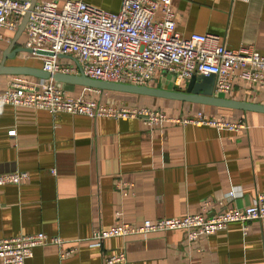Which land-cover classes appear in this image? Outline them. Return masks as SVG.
I'll list each match as a JSON object with an SVG mask.
<instances>
[{"label":"crops","instance_id":"1","mask_svg":"<svg viewBox=\"0 0 264 264\" xmlns=\"http://www.w3.org/2000/svg\"><path fill=\"white\" fill-rule=\"evenodd\" d=\"M80 1L112 13L123 2ZM173 12L184 38L218 36L231 50L247 47L264 56V0H173ZM17 31L0 28V63ZM25 43L24 32L13 50ZM5 65L42 68L43 61L21 52ZM17 76L1 75L0 92ZM20 77L30 85L41 81ZM185 82L177 87L165 78L149 87L181 91ZM60 85L69 97L112 108H150L178 120L203 112L227 122L243 119L248 127L229 131L172 122L151 127L141 119L55 117L0 105V175L29 174L21 185L0 186V240L44 233L64 242L35 248L25 264H105L122 252L123 264H264V220L231 224L196 242L184 231L112 238L100 247L90 241L95 231L122 223L200 214L205 202L216 211L221 202L240 209L254 204L264 193V113L110 91L100 96L86 87ZM220 97L264 105L263 91L242 81ZM12 130L15 136H9Z\"/></svg>","mask_w":264,"mask_h":264},{"label":"built area","instance_id":"2","mask_svg":"<svg viewBox=\"0 0 264 264\" xmlns=\"http://www.w3.org/2000/svg\"><path fill=\"white\" fill-rule=\"evenodd\" d=\"M30 6V0H0V28L16 32ZM24 32V47L32 51L30 54L34 58L41 59L42 69L51 74L80 75L82 71L93 80L148 87L165 78L173 79L174 85L180 87L195 75H215L218 97L230 94L236 81L255 85L264 93V56L247 47L231 50L220 44L218 36L182 37L176 29L173 0H123L117 13L80 0H52L34 7ZM70 58L74 62L72 65L68 63ZM93 90L100 96L108 92ZM0 105L42 110L55 117L71 114L92 119H141L151 127L167 122L229 131L248 127L243 119L227 122L203 112L178 120L150 108H112L99 101L69 97L53 79L30 85L20 76L0 92ZM15 135V130L9 132V136ZM28 179V173L2 174L0 186L21 185ZM229 198L233 195L229 194ZM210 205L205 202L202 213L196 215L162 218L155 222L147 220L139 225L122 223L108 230H97L90 238L91 246L100 247L104 240L112 238H146L170 231H184L189 241L196 242L231 224L246 225L264 220V193L244 209L230 208L221 202V210L216 211L210 209ZM63 243L62 239L44 233L3 239L0 240V258L3 264H25L33 257L35 248ZM71 253L61 256L65 258ZM104 262L123 264L126 253L108 256Z\"/></svg>","mask_w":264,"mask_h":264},{"label":"water","instance_id":"3","mask_svg":"<svg viewBox=\"0 0 264 264\" xmlns=\"http://www.w3.org/2000/svg\"><path fill=\"white\" fill-rule=\"evenodd\" d=\"M38 0H30L31 6L27 14L22 18L21 24L18 28L16 37L9 49L4 53L3 59L0 63V76L1 75H19V76H31L41 80L53 79L58 84L82 86L89 89L118 92L125 94H134L140 96H147L152 98L174 100L180 102H187L193 104H201L206 106L235 109L242 111H251L264 113V105L252 104L246 102L234 101L231 99L221 98L216 96L215 89L217 83V77L215 75L199 76L195 75L190 80L184 83L185 89L181 91L168 90L157 87L139 86L132 84L112 83L93 80L87 78L82 71L80 75H69L56 73L51 74L44 71L40 67H8L5 62L9 59L16 57L18 53L26 52L32 53L31 50L26 48L14 49L18 38L24 33L31 11L36 6ZM38 54L51 56L48 52H38ZM67 58L66 56H60ZM71 59V58H70Z\"/></svg>","mask_w":264,"mask_h":264}]
</instances>
